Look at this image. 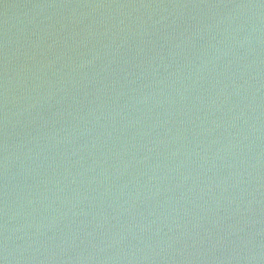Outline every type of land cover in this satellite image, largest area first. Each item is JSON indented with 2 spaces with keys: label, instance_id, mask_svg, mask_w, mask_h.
Segmentation results:
<instances>
[{
  "label": "water",
  "instance_id": "95a60500",
  "mask_svg": "<svg viewBox=\"0 0 264 264\" xmlns=\"http://www.w3.org/2000/svg\"><path fill=\"white\" fill-rule=\"evenodd\" d=\"M0 264H264V0H0Z\"/></svg>",
  "mask_w": 264,
  "mask_h": 264
}]
</instances>
